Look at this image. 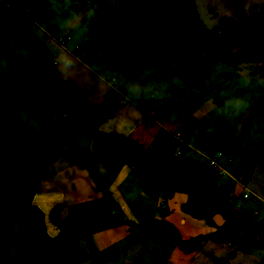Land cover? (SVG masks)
Wrapping results in <instances>:
<instances>
[{
    "label": "rangeland",
    "instance_id": "rangeland-1",
    "mask_svg": "<svg viewBox=\"0 0 264 264\" xmlns=\"http://www.w3.org/2000/svg\"><path fill=\"white\" fill-rule=\"evenodd\" d=\"M195 2L200 18L208 28L216 27L231 37V46L222 53L213 74L231 69L238 61L240 74L245 80L254 74L264 82V0H195ZM54 3L58 6L56 10L52 7ZM79 6L77 9V0H72V10H79L81 14L86 15V9L94 6L97 15L91 21L87 19L82 21L79 28H70L67 24V13L63 11L64 0H0V12L7 15L14 12V17L20 23L27 25L34 19L44 23L45 32L51 36V39L48 36L46 39L51 48L55 52L59 51L61 55L65 54L63 48L74 47L75 38L83 31L88 35L95 31V36L92 35L93 43L90 44L96 45L97 49L88 48L86 53L92 51L100 60L93 69L110 75V79L118 72L134 75L151 73L153 78L165 80L179 78L185 87L179 91L173 88L172 91L177 93L178 97L190 95L191 102L178 104L176 101H167L166 103L170 104L166 111L169 118L167 130L164 132L157 128L156 132L155 130L146 132L148 143L156 145L151 137L157 136L170 145L169 150H175L180 145H175L173 135L179 130H183L180 132L182 136L195 132L202 147L206 143H212L209 154L215 155L201 154L196 160L198 162L204 160L206 163L215 160L214 166L209 164L208 166L206 163L204 165L210 167L212 180L217 184V195L228 201L236 213L251 218L254 224L247 229L244 223L231 225L224 221L225 228L216 230L214 236L205 244L225 246L219 252L223 253V257L217 258L215 255L210 260H205L203 264H264V247L256 243L241 246L242 241L252 237L256 240L264 239V231L259 233L256 229L257 224L264 226V121L249 109L233 116L217 115L215 112L200 114L197 109L205 98L198 96L188 79L182 80L183 73L178 71L172 62L163 67L159 65L161 59L158 58L159 52H163L165 57L172 58L171 52H168V34L161 24L152 21L151 11L141 6L137 0H79ZM41 37L45 39L43 35ZM69 37L73 40L66 41L67 44L60 43V39L68 40ZM80 44L84 48L83 42ZM11 56L18 59L23 66L32 64L29 53L21 44L12 36L0 34V264H26V259L39 251L55 257L57 264H72V258H80L77 264H166L167 260L170 263L172 258L176 257L177 250L185 255L186 253L174 242V235L179 234V230L172 223L171 227L175 233L171 230L143 228L125 234L121 240L102 248L104 250L99 248L97 250L96 245L90 243L91 239H86V226L83 223L68 235L72 239L68 245L56 247L51 241L22 249L14 244V236L19 231L26 204H35L38 198L43 196L48 200L47 203L44 200L48 208L45 210V216H48L46 211L50 210L49 206L58 205L61 210L56 215L65 221L70 214L75 213L73 210L68 214L69 206L80 202L81 196L86 198L90 196L94 183L92 180L88 182L89 176L85 171L77 170L70 165L66 154L67 147L48 135L44 127L33 118L17 91L23 76L9 67L7 58ZM60 58L61 72L63 64L82 67L75 58L71 59L74 63ZM76 69L80 72L79 68ZM62 74L61 79L68 82L71 74L69 72ZM54 112L57 111H49L46 116L51 117ZM192 114L196 126L187 123V117ZM153 117L156 118V115ZM67 119L54 122V125L66 131L69 128ZM199 121L206 123L202 131L196 128L200 124ZM256 121H261V126L251 127L247 134L245 131L247 123L256 126ZM160 124L164 125L165 122ZM74 141L78 146L89 150L91 139L87 135L78 133L74 136ZM141 146L146 144L141 143ZM143 148L149 151L148 148ZM154 150L162 151L159 147ZM165 151L166 149L163 152L166 153ZM191 155L196 158V155ZM223 167L228 175L223 174ZM216 175L221 176L217 178ZM154 177L161 179L162 184H165V178L156 174ZM183 195L186 196V203L189 200L195 206H198V202L201 204L199 199ZM164 196L168 197L167 194ZM91 200L84 203V207H80L79 211L88 217L89 221L93 220L91 215L97 214V217L103 218V214L97 211V202ZM101 207H104L103 204ZM51 212L49 220L53 223ZM144 224L146 223L142 225ZM114 226V221L110 222L107 230L113 229L118 233ZM129 228L132 229L130 226ZM235 234H239L237 240L227 246L223 239L233 238ZM68 237H62L60 240L68 241ZM217 237L221 242H218ZM82 242L85 245H76ZM54 244L57 242L54 241Z\"/></svg>",
    "mask_w": 264,
    "mask_h": 264
},
{
    "label": "trees",
    "instance_id": "trees-1",
    "mask_svg": "<svg viewBox=\"0 0 264 264\" xmlns=\"http://www.w3.org/2000/svg\"><path fill=\"white\" fill-rule=\"evenodd\" d=\"M137 1L151 11L152 21L161 24L168 34V52H171L172 58L165 57L163 52H159L161 67L172 62L177 70L183 73L182 80L188 79L200 97L206 98L213 88L219 90L220 86L228 88L237 95L249 96L251 98L249 111L264 121V82L254 74L250 79L245 80L240 74L238 61L231 69L213 74L222 53L231 46V37L220 32L216 27L208 28L202 22L195 0ZM0 34L12 36L30 55L32 62L30 66H23L13 56L7 58L9 67L23 76L17 91L22 96L24 104L33 118L44 127L46 133L67 147L68 160L77 170L88 174L103 199L118 211L116 219L121 225L144 229L158 227L161 230L174 232L170 225L158 220H150L144 225L125 220L121 207L110 191L109 178L102 173L93 154L75 143L74 135L77 133L87 135L97 151L122 158L137 177L145 178L150 174H156L165 178L163 191L168 197H172L175 193H183L199 199L201 201L199 206L190 203L183 206V211L193 218L212 223L213 217L219 214L233 225L244 223L247 229L252 227L251 218L235 215L225 201L218 197L210 167L179 161L164 152L147 151L140 144L123 135L98 131L92 122L91 110L85 101L70 96L56 67L54 54L28 25L0 12ZM152 38L151 35V40ZM65 41L69 40L65 39ZM49 111H58L68 116V130L62 131L57 128L53 119L46 116ZM60 210V206L54 207L50 217L60 230L61 236L68 237L81 225V218L76 213H72L64 221L56 215ZM256 229L262 233L264 226L257 224ZM174 237V242L184 252L196 251L208 239V236H199L186 241L177 233ZM47 242H51V239L47 233L44 211L36 204H26L19 231L14 236V244L19 248L29 249ZM71 242V238L66 241L67 244ZM253 243L264 247V239L256 240L254 237L242 241L241 245L248 246ZM162 261L165 262V257ZM25 262L26 264H57L55 257L43 251L30 255Z\"/></svg>",
    "mask_w": 264,
    "mask_h": 264
},
{
    "label": "crops",
    "instance_id": "crops-1",
    "mask_svg": "<svg viewBox=\"0 0 264 264\" xmlns=\"http://www.w3.org/2000/svg\"><path fill=\"white\" fill-rule=\"evenodd\" d=\"M8 16L18 21L14 17V12ZM27 25L30 26L31 30L44 41L47 47L54 54L56 67L59 71L60 77L63 78V72H69L71 74L70 80L68 82H65L64 80L62 81L66 85L71 97L85 101V103L91 110V113L93 115L92 122L98 131L104 133L120 134L132 141L137 142L140 145L141 143H144L146 144V146L143 147L148 148V150L151 152H154V149H156L157 147L162 150L161 152L166 149L167 152H165L167 154H172L179 161H190V157H192L193 159V156L191 154L196 155L197 159L201 154L209 156L215 155V153L209 154V149L212 147V143H206V145H203L202 147L197 139L198 137L196 138L195 136V132H193V134L190 133L189 135L187 134L183 136L180 133L183 132V130H179L177 133H175V135H173L176 140L175 145L180 146L175 148V150L173 149L172 151L169 150L170 145L167 142L160 140V137H151L157 143L156 145L153 146V144L148 143L149 138L146 137V132L149 133L150 131L154 130L156 132L157 128H160L161 130L166 132V124L169 119L166 115V111L169 109L170 104L166 102L163 104H155L151 102L141 101L139 104L134 105L127 101L124 88L121 85V81L136 79L142 76L144 72L141 75L118 72L117 74H114L112 76V79H110V75H107L100 70L95 71L93 68L100 60H98V58L92 54V51L90 53H86V50L88 48H96V45L93 46L92 44H90L93 43L92 35L94 34L93 36H95V31L90 35L83 31L79 37L75 38L76 44L74 45V47L63 48L65 54L61 55L59 51L55 52L54 49L51 48L49 41L46 39L47 36L49 39H51V36L47 31L45 32L44 23L42 24L38 20L34 19L30 20ZM86 34L88 35L87 37ZM42 35L46 40L41 37ZM89 37L91 39H89ZM72 40L73 39L69 41ZM81 42H83L84 48H82L80 44ZM60 57H63L66 61H70L72 58H75L77 63L82 67L80 68L69 65L67 66L63 64V70L61 72V66L59 64V59H61ZM76 68H79L81 73ZM100 69L103 70L101 67ZM154 114L156 115V118L153 117ZM51 115V118L55 123L58 121L62 122V120L64 121L68 118V116L60 114L58 111L52 113ZM62 117L64 119H62ZM186 120L188 124L196 126L194 114L188 116ZM163 121L165 122V124L161 125L160 122ZM67 122L69 124V120ZM204 124L206 123L201 122L196 128H198L199 131H202V128L205 127ZM256 124L257 125L255 126V124L253 123L252 125L247 123L245 129L246 133L249 134V129L251 127L254 128L259 126L261 124V121H256ZM178 134L181 136H178ZM82 148L86 149L85 147ZM88 148L89 150H91L90 152L95 157L102 173L109 178L111 182L110 191L114 199L121 207L122 212L125 216V220L134 222L138 225L147 223L150 220H158L170 226L172 223L176 226L175 228L179 230V234L183 240H191L199 236H208V239L205 240L196 251L185 252L186 254L184 255V253L177 250L176 257H173L170 263L167 260L166 264H203L205 260H210V258L215 255H217V258L223 257V253L220 254L219 252L222 251L225 246L205 245L206 242L210 240V237L214 236L216 230L221 229L222 227L223 229L225 228L224 226L226 223H224V221L227 220H225L221 215H215L213 217L212 223H208L205 220L193 218L183 211V206L187 203H190L189 200L186 203V196L184 197L183 194L179 193H175L172 197L169 198L164 196V185L162 184L161 179H156L154 177L155 174H150L145 178L137 177L133 173V170L125 164V161L122 158L109 156L103 152L97 151L94 148L92 140L89 142ZM69 163L71 166L75 167L70 161ZM223 174L228 175L226 169H224ZM219 176H217V178H219ZM86 178L87 177H85V179ZM78 179L80 180V177ZM78 179L76 178V185L78 184L76 183ZM88 182H91V179L89 177ZM83 185L84 184H82V186ZM93 186V191H90V196H95L93 198L90 196H88L89 198L81 196L80 202L75 205L69 206L70 210H68V214L74 210L75 213H78L81 216L82 212L79 210L80 207H84V203H89L88 200L90 199H92L91 202H97V211L103 214V218L97 217V214L91 215L93 219L92 221H89V218L84 214L81 216L82 218L80 217L81 223L86 226V239H91L90 243L93 242V245H96L95 248L97 250L98 248L100 250H104L102 248H105L108 245H112V243H114V241L116 240H121V237H123L125 234L127 235L129 232H135L137 230L143 229L137 227L130 229L129 226L121 225L116 219L118 211L103 199L99 191L96 189L95 184ZM215 186L217 188V184H215ZM216 194H218V192H216ZM77 197H79V194L77 195ZM44 200L47 203L48 200H46L43 196H40L35 204H37L45 213V210L48 208L44 203ZM222 200L225 201L223 198ZM225 203L233 210V207L228 204V201H225ZM100 204L101 206L103 204L104 207H101ZM197 204L198 206L200 205L199 202ZM56 206H49L50 210H48V212L46 211L48 216H45V225L47 233L51 241L53 242V245H56L57 247V245L68 244L66 243V241L60 240L62 238L60 230L53 223H50L49 220V213L52 211L51 209ZM234 213L235 215H241L236 213L235 211ZM113 221L115 223L114 228L118 233H115L113 229L111 231L107 230L108 224ZM227 223L229 224L230 222L227 221ZM252 225H254L253 222ZM154 229L159 228H151V230ZM238 236L239 234H235L233 238H224L223 241H225V244H227V246H230V244H232V241L234 242V240H237L236 238ZM217 240L218 242H221L218 237ZM54 241H56L57 244H54ZM76 245H85V243L82 242ZM52 246H50L49 249H51ZM241 246L243 247L247 245ZM89 248H91L90 245ZM79 259L80 258H72V264H77V262H79L77 260Z\"/></svg>",
    "mask_w": 264,
    "mask_h": 264
},
{
    "label": "clouds",
    "instance_id": "clouds-1",
    "mask_svg": "<svg viewBox=\"0 0 264 264\" xmlns=\"http://www.w3.org/2000/svg\"><path fill=\"white\" fill-rule=\"evenodd\" d=\"M65 7L63 11L67 13V24L70 28H79L82 21L87 19L91 21L97 15V9L89 6L86 9V15L81 14L79 10H72V0H64ZM53 10L57 5H52ZM79 0H77V9H79ZM121 85L124 88L126 99L131 104H139L141 101L155 104H163L167 101L191 102V96L178 97L173 88L182 90L185 85L179 78L170 80L153 78L151 73H145L142 76L132 80H122ZM219 101V103H217ZM251 104V98L246 95H237L224 86L219 90L213 88L207 97L200 102L197 111L206 115L208 112H215L217 115L233 116L245 112Z\"/></svg>",
    "mask_w": 264,
    "mask_h": 264
},
{
    "label": "built area",
    "instance_id": "built-area-1",
    "mask_svg": "<svg viewBox=\"0 0 264 264\" xmlns=\"http://www.w3.org/2000/svg\"><path fill=\"white\" fill-rule=\"evenodd\" d=\"M68 40H70V38H68ZM60 43L61 44H66V41L64 40V39H60ZM178 136H179V134H178ZM180 154V153H179ZM197 158H193L192 159V157H190V162L191 163H197V164H205L206 162L204 161V160H202L201 162H198L197 160H196ZM201 159V158H200ZM217 160V159H216ZM210 165V166H214L215 164H216V162H215V160H210V161H208L207 163H206V165ZM208 165V166H209ZM247 197V196H246Z\"/></svg>",
    "mask_w": 264,
    "mask_h": 264
}]
</instances>
